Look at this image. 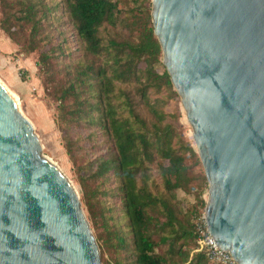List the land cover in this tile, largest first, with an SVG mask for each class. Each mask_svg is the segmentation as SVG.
<instances>
[{
  "label": "water",
  "instance_id": "95a60500",
  "mask_svg": "<svg viewBox=\"0 0 264 264\" xmlns=\"http://www.w3.org/2000/svg\"><path fill=\"white\" fill-rule=\"evenodd\" d=\"M207 180V231L264 264V0H151ZM0 264H102L72 182L0 81Z\"/></svg>",
  "mask_w": 264,
  "mask_h": 264
},
{
  "label": "trees",
  "instance_id": "16d2710c",
  "mask_svg": "<svg viewBox=\"0 0 264 264\" xmlns=\"http://www.w3.org/2000/svg\"><path fill=\"white\" fill-rule=\"evenodd\" d=\"M150 12L151 0H0V30L20 50L36 53L44 93L67 126L97 127L108 155L96 157L93 177L118 175L131 235L127 264H214L196 250L207 180L185 141L179 95L162 63ZM60 17L75 36V59L51 23ZM193 189L194 201L180 206L175 191ZM117 232L123 246L125 235ZM109 239L105 234L102 240L113 246Z\"/></svg>",
  "mask_w": 264,
  "mask_h": 264
},
{
  "label": "rangeland",
  "instance_id": "374dc122",
  "mask_svg": "<svg viewBox=\"0 0 264 264\" xmlns=\"http://www.w3.org/2000/svg\"><path fill=\"white\" fill-rule=\"evenodd\" d=\"M51 23L56 32L63 33L61 38L67 39L69 58L78 57L80 50L66 19L53 18ZM4 36L7 37L0 30V81L16 97L19 110L32 123L42 146V154L58 166L78 192L83 211L98 244L101 263L127 264L131 258L129 247L131 235L127 231L122 210L118 175L110 171L102 179L93 177V174H96L98 162L108 155L101 145L102 140L97 127H88L84 123V127H73V125L68 127L66 120L62 118V113L57 108V103L44 93L42 79L35 64L36 53H26L20 50L19 46L8 37L10 43L16 48L4 52ZM179 111L181 115L179 122L185 141L195 148L192 128L186 120L181 103H179ZM98 156L100 160L98 158L97 161ZM88 191L90 195H86ZM194 191L195 189L190 193H184L176 190L175 197L179 205L185 206L187 202H193ZM203 198L206 201L207 188L203 189ZM87 201L94 206L90 208ZM99 210L102 216L99 217L97 213L96 217L94 212ZM115 230L118 231L119 236L125 235L126 242L123 246L118 245L114 237ZM105 234L109 235L113 246H106L102 240Z\"/></svg>",
  "mask_w": 264,
  "mask_h": 264
},
{
  "label": "built area",
  "instance_id": "2783aa9c",
  "mask_svg": "<svg viewBox=\"0 0 264 264\" xmlns=\"http://www.w3.org/2000/svg\"><path fill=\"white\" fill-rule=\"evenodd\" d=\"M196 250L205 252L208 260L214 264H237L228 250L221 249L209 234L206 228L204 215L198 224V235L196 237Z\"/></svg>",
  "mask_w": 264,
  "mask_h": 264
},
{
  "label": "crops",
  "instance_id": "0c3cea01",
  "mask_svg": "<svg viewBox=\"0 0 264 264\" xmlns=\"http://www.w3.org/2000/svg\"><path fill=\"white\" fill-rule=\"evenodd\" d=\"M4 52H8V51H11V50H14L16 47L15 45L12 43H10L9 39L7 37L4 36Z\"/></svg>",
  "mask_w": 264,
  "mask_h": 264
},
{
  "label": "bare ground",
  "instance_id": "6f19581e",
  "mask_svg": "<svg viewBox=\"0 0 264 264\" xmlns=\"http://www.w3.org/2000/svg\"><path fill=\"white\" fill-rule=\"evenodd\" d=\"M9 91V90H8ZM10 92V91H9ZM11 95L14 97V99H15V101H16V103H17V99H16V97L11 93ZM45 157V156H44ZM47 158V157H46ZM48 159V158H47Z\"/></svg>",
  "mask_w": 264,
  "mask_h": 264
}]
</instances>
